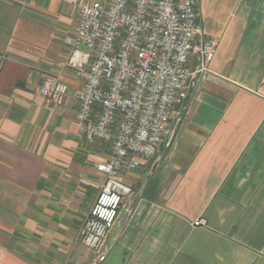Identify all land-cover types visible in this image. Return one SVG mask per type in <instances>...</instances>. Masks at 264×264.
Instances as JSON below:
<instances>
[{
  "label": "crops",
  "instance_id": "0c3cea01",
  "mask_svg": "<svg viewBox=\"0 0 264 264\" xmlns=\"http://www.w3.org/2000/svg\"><path fill=\"white\" fill-rule=\"evenodd\" d=\"M88 1L108 0H0V264H264V0H197L216 54L193 58L157 153L121 176L102 262L79 234L111 147L79 133L83 79L61 65ZM46 74L64 104L45 103Z\"/></svg>",
  "mask_w": 264,
  "mask_h": 264
},
{
  "label": "built area",
  "instance_id": "2783aa9c",
  "mask_svg": "<svg viewBox=\"0 0 264 264\" xmlns=\"http://www.w3.org/2000/svg\"><path fill=\"white\" fill-rule=\"evenodd\" d=\"M63 68H74L83 83L76 120L81 135L110 144L111 158L96 169L104 176L98 196L80 229L82 243L106 258L105 243L133 187L121 176L139 167L140 157L157 153L175 114L178 98L200 57L204 68L217 44L202 35L197 0H108L85 2ZM69 84L46 74L45 103L62 105Z\"/></svg>",
  "mask_w": 264,
  "mask_h": 264
},
{
  "label": "rangeland",
  "instance_id": "374dc122",
  "mask_svg": "<svg viewBox=\"0 0 264 264\" xmlns=\"http://www.w3.org/2000/svg\"><path fill=\"white\" fill-rule=\"evenodd\" d=\"M208 40V39H207ZM101 187V186H100ZM99 191H100V188H99ZM99 193V192H98ZM98 196V195H97ZM97 198V197H96ZM85 220V219H84ZM84 222V221H83ZM83 224V223H82ZM81 229V228H80ZM80 235V234H79ZM80 240H81V238H80ZM82 242V241H81Z\"/></svg>",
  "mask_w": 264,
  "mask_h": 264
}]
</instances>
